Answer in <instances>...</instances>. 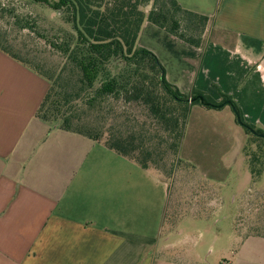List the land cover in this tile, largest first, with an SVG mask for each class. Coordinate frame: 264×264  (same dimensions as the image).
<instances>
[{"label":"crops","instance_id":"crops-1","mask_svg":"<svg viewBox=\"0 0 264 264\" xmlns=\"http://www.w3.org/2000/svg\"><path fill=\"white\" fill-rule=\"evenodd\" d=\"M177 1L210 18L206 46L149 22L139 45L182 93L197 89L220 102L218 87L264 131V0ZM49 90L45 78L0 51V264H187L161 254L172 250L170 238L162 243L170 184L104 144L37 119ZM238 238L225 264H264V237Z\"/></svg>","mask_w":264,"mask_h":264},{"label":"trees","instance_id":"trees-1","mask_svg":"<svg viewBox=\"0 0 264 264\" xmlns=\"http://www.w3.org/2000/svg\"><path fill=\"white\" fill-rule=\"evenodd\" d=\"M33 1L60 14L71 27L70 32L49 40L64 59L60 69L51 71L22 57L8 40L0 38L1 52L50 83L37 119L104 144L143 170L159 172L153 151L143 139L133 133H113L106 138L101 123L92 117L101 114L111 101L137 103L146 108L178 159L192 108L200 105L219 110L218 106L227 104L238 112L241 126L252 142L258 143V152L246 151L252 166L260 164L264 168V146L260 142L264 139L252 134L255 131L264 135V131L245 120L231 96L218 87L220 102L197 89L182 93L168 82L160 59L139 45L143 27L149 22L195 48H204L209 17L185 9L177 0H60L58 4Z\"/></svg>","mask_w":264,"mask_h":264},{"label":"rangeland","instance_id":"rangeland-1","mask_svg":"<svg viewBox=\"0 0 264 264\" xmlns=\"http://www.w3.org/2000/svg\"><path fill=\"white\" fill-rule=\"evenodd\" d=\"M70 31L60 14L33 0H0V38L45 71L64 63L49 40ZM92 118L101 123L106 138L133 133L152 149L160 169L156 172L170 184L162 243L170 238L172 250L161 253L164 257L187 264L231 263L240 247L238 237L264 236V168L252 166L246 152H258V143L230 106L192 108L178 159L146 108L137 103L111 101Z\"/></svg>","mask_w":264,"mask_h":264},{"label":"water","instance_id":"water-1","mask_svg":"<svg viewBox=\"0 0 264 264\" xmlns=\"http://www.w3.org/2000/svg\"><path fill=\"white\" fill-rule=\"evenodd\" d=\"M199 100H200V102H201L203 105H206L204 98H200ZM226 105H227V104H222V105L218 106L217 108L222 109V108H224ZM234 111H235V110H234ZM235 113H236V117H237V121H238V123H239L240 125H242L241 118H240L238 112L235 111ZM55 128H56V127H55ZM55 128H54V129H55ZM252 134L255 135V136H257V137H259V138L264 139V135L258 134V133H256L255 131H252Z\"/></svg>","mask_w":264,"mask_h":264}]
</instances>
